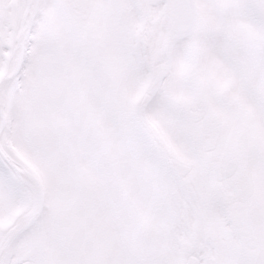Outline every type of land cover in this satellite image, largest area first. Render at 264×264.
Here are the masks:
<instances>
[{"label": "snow or ice", "instance_id": "1", "mask_svg": "<svg viewBox=\"0 0 264 264\" xmlns=\"http://www.w3.org/2000/svg\"><path fill=\"white\" fill-rule=\"evenodd\" d=\"M0 264H264V0H0Z\"/></svg>", "mask_w": 264, "mask_h": 264}]
</instances>
